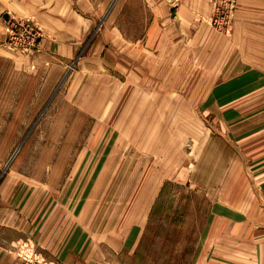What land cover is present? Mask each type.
I'll return each mask as SVG.
<instances>
[{
    "label": "rangeland",
    "instance_id": "rangeland-1",
    "mask_svg": "<svg viewBox=\"0 0 264 264\" xmlns=\"http://www.w3.org/2000/svg\"><path fill=\"white\" fill-rule=\"evenodd\" d=\"M75 3L92 15V31L75 64L45 94L39 77L25 74L19 58L14 63L17 54L1 64L0 186L11 175L44 192L54 185L61 204L84 205L78 214L109 230L113 223L144 220L151 209L145 254L162 264H189L212 236L216 204L249 211L248 205H261L254 176L262 165L251 162L244 142L260 133L249 125L264 116V101L238 100L243 115L237 116L224 108L228 101L213 98L221 85L209 76L213 69L195 61L197 55L156 58L142 48L134 57L131 43L144 38L154 17L152 1ZM238 5L231 36L209 25L212 12L204 24L230 39ZM112 27L125 46L107 62L101 51L87 55ZM5 51L0 55L11 50ZM24 194L30 204L45 197L39 190ZM20 254L40 257L28 246Z\"/></svg>",
    "mask_w": 264,
    "mask_h": 264
},
{
    "label": "crops",
    "instance_id": "crops-1",
    "mask_svg": "<svg viewBox=\"0 0 264 264\" xmlns=\"http://www.w3.org/2000/svg\"><path fill=\"white\" fill-rule=\"evenodd\" d=\"M74 1L0 0V53L9 51L4 42L11 17H36L47 36L42 53L27 58L9 51L0 55V67L17 54L14 63L19 58L21 66L29 70L25 74L39 77L37 82L45 87L44 94L58 83L92 31V15L77 8ZM149 1L156 5L154 17L144 38L131 43L134 57L142 48L156 58L170 54V59L181 56L191 60L197 55L195 61L213 69L209 76L214 84L221 85L213 98L228 101L224 108L237 116L243 115L238 100L264 101V0H239L230 39L204 24L203 19L211 13L210 0ZM125 42L117 28H108L86 54L101 51V62H107ZM134 65L135 59L133 68ZM32 76L25 75V80ZM258 118L259 122L252 121L249 126L251 132L260 133L252 135L244 146L251 150V162L262 165L254 176L260 186L255 193L263 197L261 207L247 204L252 209L249 211L236 205L216 204L212 236L189 264H264V116ZM257 150L259 155L253 154ZM45 189L17 175H11L0 186V264H16L18 250L26 246L48 264H162L145 254L151 209L144 220L140 216L120 221L109 230L106 223L78 214L84 211V205L61 204V192L54 185L53 189L44 192ZM38 190L45 195L42 202L24 203L25 192L37 191L38 195Z\"/></svg>",
    "mask_w": 264,
    "mask_h": 264
},
{
    "label": "built area",
    "instance_id": "built-area-1",
    "mask_svg": "<svg viewBox=\"0 0 264 264\" xmlns=\"http://www.w3.org/2000/svg\"><path fill=\"white\" fill-rule=\"evenodd\" d=\"M238 0H210L212 15L208 20L214 30L226 36H231L232 19ZM222 19V20H221ZM5 46L13 51L32 57L43 51L46 33L33 18H11ZM25 256V255H23ZM18 256L16 264H45V260ZM21 259V260H20Z\"/></svg>",
    "mask_w": 264,
    "mask_h": 264
},
{
    "label": "bare ground",
    "instance_id": "bare-ground-1",
    "mask_svg": "<svg viewBox=\"0 0 264 264\" xmlns=\"http://www.w3.org/2000/svg\"><path fill=\"white\" fill-rule=\"evenodd\" d=\"M12 18V17H11ZM10 18V19H11ZM13 18H19V17H13ZM25 18H33L35 21H36V23L42 28V30H44L43 29V27L41 26V24H40V21L37 19V18H35V17H25ZM9 28V23L7 24V28H6V33L8 32V29ZM45 32V31H44ZM7 35V34H6ZM6 38H7V36H6ZM46 38H47V36H46ZM45 38V39H46ZM43 49H44V47H43ZM10 50V49H9ZM11 51H13V50H11ZM14 53H19V54H22L21 52H18V51H13ZM43 52V51H42ZM42 52H40V53H42ZM40 53H38V54H40ZM22 55H24V54H22ZM37 55V54H36ZM36 55H34V56H36ZM25 57H28V58H32V57H34V56H32V57H29V56H26V55H24Z\"/></svg>",
    "mask_w": 264,
    "mask_h": 264
}]
</instances>
